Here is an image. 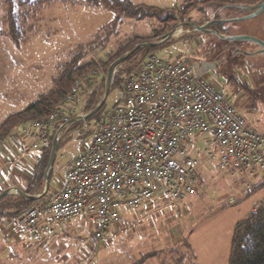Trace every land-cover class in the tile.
<instances>
[{
  "label": "rangeland",
  "instance_id": "obj_1",
  "mask_svg": "<svg viewBox=\"0 0 264 264\" xmlns=\"http://www.w3.org/2000/svg\"><path fill=\"white\" fill-rule=\"evenodd\" d=\"M132 1L159 9L167 21L155 17L118 19L103 7L80 0H0V122L50 87L51 77L63 69L72 53L84 52L86 60H97L127 39L135 38L134 47L138 43L159 40L175 29L178 32L165 43L137 51L146 48L161 58L182 56L194 64L207 65L206 79L232 102L248 126L264 132V83L260 81H264V71L254 65L240 68L221 52L225 44L247 49L254 48L255 44L248 40L226 41L180 25L183 22L202 24L214 14L220 18L238 16L234 8L211 9L200 3L202 0ZM256 24V21H245L218 26L223 34H255L252 29ZM163 25L168 28L164 30ZM98 42H104L103 49L95 45ZM78 45L81 47L77 48ZM145 54L147 51L131 58L129 55L122 64L114 65L113 79L122 78ZM110 64L106 71L92 72L91 80L99 82L103 76L105 78ZM91 80L84 82L77 99H82V104H85L86 86ZM109 93L94 118L121 95L120 90ZM85 133L82 129L77 137L70 135L71 141L59 148L50 169L52 187L60 182L78 148L92 137L91 132ZM64 136L66 133L61 134L62 139ZM206 142H210L208 136L196 139L195 143L202 147ZM29 155L37 156V151ZM14 170L10 171L9 166L0 170V192L17 181ZM260 177L219 169L215 162L201 155L196 193L183 202L171 204L159 195L138 209L122 210L118 221L109 227L96 246L89 240L90 226L80 220L66 223L42 243L26 235L18 240L0 234V264H228L233 227L263 198L264 186L252 187ZM44 183L43 178L35 189ZM19 196L21 194L13 187L0 204L15 201Z\"/></svg>",
  "mask_w": 264,
  "mask_h": 264
},
{
  "label": "built area",
  "instance_id": "obj_2",
  "mask_svg": "<svg viewBox=\"0 0 264 264\" xmlns=\"http://www.w3.org/2000/svg\"><path fill=\"white\" fill-rule=\"evenodd\" d=\"M190 59L149 52L122 76L120 98L96 118L72 121L83 81L44 119L21 126L19 146L41 151L53 132L74 125L92 133L55 189L5 221L0 234L40 242L72 220L87 223L94 246L122 210L157 196L171 204L196 193L201 155L231 173L264 176V132L248 126L232 102ZM93 116V115H92ZM85 133V134H86ZM84 134V135H85ZM210 142L197 147L196 139Z\"/></svg>",
  "mask_w": 264,
  "mask_h": 264
},
{
  "label": "trees",
  "instance_id": "obj_3",
  "mask_svg": "<svg viewBox=\"0 0 264 264\" xmlns=\"http://www.w3.org/2000/svg\"><path fill=\"white\" fill-rule=\"evenodd\" d=\"M80 1H83L86 4L103 7L107 11L113 13L118 19L124 17H155L159 21H167V18H163L160 15L159 9H153L152 6H147L145 5V3L138 4L133 1L131 2V0ZM261 1L262 0H202V2L200 3L207 4L208 7L213 9L221 6H254ZM174 19L175 18H173V20ZM167 28L168 27L163 25L164 30H166ZM213 29L215 31L222 32L218 24L215 25ZM13 39L15 40L14 37ZM133 41H135V38L127 39L122 44L120 42L117 48L107 52L106 54H104V56L97 57V60H86V58L83 57L85 55L84 52H76L74 54L72 53L70 59L64 62L63 69L60 71L58 70L56 75H53L51 77L50 87L40 92L37 95L36 99H34V101L30 102L21 110L9 114L0 122V148L7 138H9L10 136H16L17 130L21 125L33 120L44 119L53 111L58 109L57 107L65 101L76 81H78L79 79H84L83 82H85L86 80H91L92 77L90 76V74L92 72L98 71L99 69L106 71V66L109 63L117 59L123 52L131 50L133 48V44L136 43ZM100 43L101 42L95 43V45L102 46L104 44V42H102L101 44ZM78 47L80 48L81 45H78L77 48ZM103 48L104 46H102V49ZM145 49L141 51L136 50L134 54L132 53L128 58H131L132 56L137 55L140 52L147 51V53H149V50ZM115 74L116 73H114L112 77H114ZM111 81L112 84L110 91L121 90L122 78L116 77ZM104 84V76L99 82H97L96 79L92 82L89 81V84H87L86 86V100L84 104V110H89L93 104H96L98 102L102 95V92L104 91ZM102 108L103 107L100 106L99 110H101ZM92 118L94 117L91 116L87 120H90ZM53 137L54 132L47 142L45 148L39 151L37 159L33 165L28 184L26 185L31 194L38 193L43 187L42 186L38 189H35L43 181L45 168L49 160L48 158L50 154V146ZM60 144L61 142L59 143V145ZM261 178L263 179V181L261 182L260 186L263 187L264 176H262ZM21 191L27 193L26 187H22ZM16 199L17 200L15 201L9 200L5 203L0 204V227L5 223L7 219L16 216L34 202V200L28 197L25 198V196H19V198ZM233 228L234 229L230 240L228 264H264V195L261 203L257 207L252 209L247 214V217L243 221L237 223ZM45 240L46 239L36 243H42Z\"/></svg>",
  "mask_w": 264,
  "mask_h": 264
},
{
  "label": "water",
  "instance_id": "obj_4",
  "mask_svg": "<svg viewBox=\"0 0 264 264\" xmlns=\"http://www.w3.org/2000/svg\"><path fill=\"white\" fill-rule=\"evenodd\" d=\"M234 8H238V9L245 8V9H254V10L252 12L248 13V14L246 13V15H240V16H235V17H231V18H223V19H215L214 18L212 20H209V22L206 21V22H204L202 24H197V23H194V22H183V23H180V25H182V26L183 25L190 26L193 31L204 32V33L206 32V33L213 34V35L217 36L218 38L224 39L226 41H247L248 40L250 42H253L255 44L260 45L262 47L260 49V51L262 53H264V40H262L261 38L255 36V35H252V34H222V33H219V32H217V31H215V30L210 28V25H213V24L235 23V22L247 21V20L254 19V18L258 17L259 15H261L264 12V0H262L260 3L258 2V4L254 5V6L236 5V6H234ZM174 30L175 29H172L169 32L165 33L159 40L142 42V43L136 44L131 50H129L125 54H122L117 59H115L113 62H111L110 66H109V68L107 69V72H106L104 91H103L102 98L98 101V103L93 108H91L85 114H83L82 116L81 115L75 116L71 120L72 121L73 120L77 121V120H82V119L86 120V118H89L92 115H94L100 109V106H102L105 103L108 94H110L109 91H110V87H111V84H112L111 80H113V77L109 76V70H110V68L112 66H114L116 64H119V63L122 64V62L129 55H131L132 53L134 54V52L136 50H138L139 48H142V47H145V46L153 47V46L161 45V44L165 43L166 41H168L172 37V35L174 33ZM143 57H144V55H142L140 60ZM62 128H63V126H61L60 130L56 132V134L53 137L51 146H50L51 148H50V154H49V158H48L49 160L47 162V166H46L45 172H44L45 189H44L43 193L40 194V195H32L30 192H27L25 194H21V196H25V198L28 197V198H30L32 200H36L39 197L43 196L47 192V190L49 188V185H50L51 164L53 162V159H54V156L56 154L59 141L61 139V129ZM13 187H17V186L8 187V188H5L4 190H2L0 192V200L5 195H7L9 193V189H11Z\"/></svg>",
  "mask_w": 264,
  "mask_h": 264
},
{
  "label": "crops",
  "instance_id": "obj_5",
  "mask_svg": "<svg viewBox=\"0 0 264 264\" xmlns=\"http://www.w3.org/2000/svg\"><path fill=\"white\" fill-rule=\"evenodd\" d=\"M206 66L207 65L203 64V65L200 66V68L202 70H204V69H206ZM82 101H83L82 99H79L77 101V110H82V108H84V103L82 104ZM25 124H27V123H25ZM25 124H23V125H25ZM23 125H21V126H23ZM21 126L18 128L16 136H10L9 138H7L5 140L6 144L3 143L4 145H2L1 148H0V170L2 171L4 167L9 166L10 171H11V168H15L14 172L18 175L17 176V181H13L12 185L6 186L5 188L12 187V186L23 187V188L26 187L27 192H30L26 185L28 184V181H29V178H30V175H31V172H32L33 165H34V163H35V161L37 159V156H38L39 152H37V156L36 155H29V153H32L33 151H29L28 149H26L25 146L24 147L23 146H21V147L19 146L18 135H19ZM75 126L76 125L71 127L66 132V137L64 136V139H62V138L60 139L59 143L61 142V144L60 145L58 144L59 148L62 147V146H66V144L69 143L72 138L77 137V133H75L77 129L74 128ZM70 135H71L72 138L70 137ZM69 137H70V139H69ZM82 140L83 139H81V141ZM59 148L57 147L56 154L58 153ZM78 151H79V148L77 150V153H78ZM56 154H55V156H56ZM16 164H18V165L16 166ZM7 172L9 173V170ZM262 181H263V179L261 178V180H259L258 183L252 184V187L255 186L256 188L257 187L259 188ZM52 184L53 183H52V179H51V176H50V185H51V187H52ZM56 187H52V189H55ZM261 201H262V199L260 201H258V203H256V204L259 205L261 203ZM254 208L255 207H253L252 209H254ZM61 228L62 227L58 228L54 234L59 232L61 230Z\"/></svg>",
  "mask_w": 264,
  "mask_h": 264
},
{
  "label": "flooded vegetation",
  "instance_id": "obj_6",
  "mask_svg": "<svg viewBox=\"0 0 264 264\" xmlns=\"http://www.w3.org/2000/svg\"><path fill=\"white\" fill-rule=\"evenodd\" d=\"M223 8H234V7L221 6V7H217L216 10H221ZM234 9L238 13V16L246 15V13L248 14L254 10V9H245V8H242V9L241 8L240 9L234 8ZM214 18L215 19H223V18L217 17V15L214 14V16L210 20H212ZM228 18H231V17H228ZM247 21H256L257 24H256V26H254V29H252V31L255 32V34L254 33L253 34L255 36L261 38L262 40H264V12L261 15H259L258 17L254 18V19L247 20ZM241 22H245V21H241ZM213 25H215V24H213ZM213 25H210L211 29H213L212 28ZM261 48L262 47L258 44H255L254 48H248V49L242 48L239 46H231V45L225 44L224 46H222L221 52L225 53L227 60L230 62L232 60L234 65L239 66L240 68L242 66H246V65L247 66L248 65H254V66L258 67L259 69H261V71L263 73V71H264V53H262L260 51ZM259 73H261V72H259ZM260 81L262 83H264V81H262V80H260Z\"/></svg>",
  "mask_w": 264,
  "mask_h": 264
},
{
  "label": "bare ground",
  "instance_id": "obj_7",
  "mask_svg": "<svg viewBox=\"0 0 264 264\" xmlns=\"http://www.w3.org/2000/svg\"><path fill=\"white\" fill-rule=\"evenodd\" d=\"M177 32H178V30H175L173 34H176ZM115 72H116V70L113 71V66H112L110 68V70H109V76L112 77L113 73H115ZM44 189H45V183H44V186H43V189L41 190V192L36 193V194L33 193L32 195H40V194L43 193ZM15 190L18 191V194H25L24 192H22L21 190H19L17 187H15Z\"/></svg>",
  "mask_w": 264,
  "mask_h": 264
}]
</instances>
